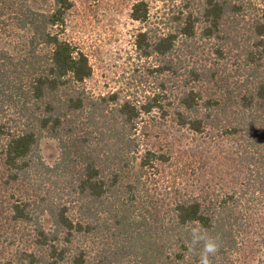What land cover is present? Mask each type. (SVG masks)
<instances>
[{"label": "trees", "instance_id": "1", "mask_svg": "<svg viewBox=\"0 0 264 264\" xmlns=\"http://www.w3.org/2000/svg\"><path fill=\"white\" fill-rule=\"evenodd\" d=\"M160 1L156 18V0L131 5L135 50L162 77L136 103L86 88L88 57L64 36L72 0H0V264H264L245 256L264 219V0ZM154 109L239 138L242 181L162 209L145 170L170 156L137 136Z\"/></svg>", "mask_w": 264, "mask_h": 264}, {"label": "rangeland", "instance_id": "2", "mask_svg": "<svg viewBox=\"0 0 264 264\" xmlns=\"http://www.w3.org/2000/svg\"><path fill=\"white\" fill-rule=\"evenodd\" d=\"M72 1L64 36L88 57L92 68L85 81L88 91L94 95L116 91L144 103L158 91L162 77L154 74L155 60L141 58L135 50V34L141 25L130 17L134 0ZM163 10L160 0L151 3L153 18L160 17ZM137 136L141 151L170 156L167 162L145 170L147 193L161 203L162 209L181 197L227 190L245 175L239 154L241 140L218 136L210 125L202 134L191 133L176 125L171 113L162 116L154 109L141 115ZM39 148L47 164L57 159L59 150L54 139L42 138ZM11 225L8 220L3 222L0 231L5 227L10 230ZM245 256L253 262L264 260V219L255 220L250 228Z\"/></svg>", "mask_w": 264, "mask_h": 264}, {"label": "clouds", "instance_id": "3", "mask_svg": "<svg viewBox=\"0 0 264 264\" xmlns=\"http://www.w3.org/2000/svg\"><path fill=\"white\" fill-rule=\"evenodd\" d=\"M206 252H212L214 251V247L212 245H206L205 247ZM204 264H207V259L205 258Z\"/></svg>", "mask_w": 264, "mask_h": 264}]
</instances>
